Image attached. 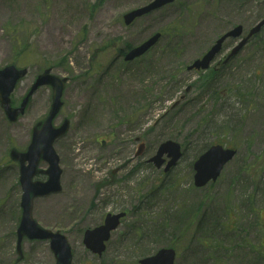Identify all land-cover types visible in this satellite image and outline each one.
Masks as SVG:
<instances>
[{"label": "rangeland", "instance_id": "1", "mask_svg": "<svg viewBox=\"0 0 264 264\" xmlns=\"http://www.w3.org/2000/svg\"><path fill=\"white\" fill-rule=\"evenodd\" d=\"M152 1L0 0V69L17 65L30 71L13 103L19 105L48 68L70 79L55 121L72 123L55 143L63 190L36 200L34 218L67 236L73 264H139L172 246L176 264H264V30L215 82L203 84L210 72L186 70L232 27L247 31L261 21L264 0H178L125 25L126 14ZM157 32L163 38L152 51L125 63L126 51ZM236 42L230 40L226 50ZM51 97V89L42 88L15 124L0 105V264L56 263L48 242L24 241L19 260L22 191L19 165L9 157L12 148H28ZM137 138L147 147L144 160H133ZM167 140L187 149L164 175L146 158ZM212 144L236 148L238 155L218 182L196 189L194 161L200 148ZM160 184L166 189L153 202ZM124 211L128 216L105 254L93 255L84 245L85 232ZM258 220L256 258L247 231ZM214 221L233 224L234 236L210 237Z\"/></svg>", "mask_w": 264, "mask_h": 264}, {"label": "water", "instance_id": "2", "mask_svg": "<svg viewBox=\"0 0 264 264\" xmlns=\"http://www.w3.org/2000/svg\"><path fill=\"white\" fill-rule=\"evenodd\" d=\"M176 0H154L147 6L133 10L125 15V23L131 25L136 19L146 16L157 11L167 5L174 3ZM264 27V20L255 26L249 36L244 39L231 53L226 62L238 54L245 46L248 40L254 35L261 32ZM243 33V28L237 27L224 35L216 45L203 56V58L195 61L189 68L193 70H207L211 63L222 49V44L228 38H239ZM161 39V34H156L150 39L130 50L126 57V62L134 61L145 55L151 50ZM28 69H18L11 65L0 70V104L10 122L16 123L19 118L25 114L30 98L36 91L43 86H51L53 88V103L50 113L46 120L38 123L33 131L32 143L27 152L21 153L12 150L11 158L20 163V183L23 190L22 196V219L18 229V253L22 255V243L24 238L29 240L49 241L50 248L55 256L56 264H73V251L68 238L60 232H53L44 229L33 219L34 200L38 197H45L50 194L59 193L62 190L60 169V159L54 150V143L57 139L66 135L69 130L70 123L66 121L59 129L54 128L53 122L60 113L63 106L62 96L65 89L67 79H61L51 74V69L46 70L40 75L28 95L22 101L19 108H13L11 105V95L15 91L18 83L27 76ZM176 106V105H175ZM145 146L139 148L137 156L144 152ZM168 155L172 160L166 167L168 172L174 167L181 158L180 144L168 141L163 143L157 154L149 161L154 163L160 169L165 163L164 156ZM236 151L225 149L223 146H213L195 163L196 171L195 185L198 188L205 187L210 181H216L225 165L234 159ZM44 160L49 164V169L45 172L49 179L47 182H33L34 176L39 172L40 162ZM126 213L119 215H108L105 223L93 230H87L84 236V244L93 254L102 256L106 251V243L110 240L112 232L116 231L121 225V219ZM176 252L173 249H161L155 255L145 258L139 264H175Z\"/></svg>", "mask_w": 264, "mask_h": 264}, {"label": "flooded vegetation", "instance_id": "3", "mask_svg": "<svg viewBox=\"0 0 264 264\" xmlns=\"http://www.w3.org/2000/svg\"><path fill=\"white\" fill-rule=\"evenodd\" d=\"M227 42L228 41H226L225 43H224V45H223V50H222V52L224 51V53H225V51L226 52H228L229 51V49H227L226 50V45H227ZM31 85H32V82H31ZM122 172V170L121 169H119V170H117V171H114L113 172V176L114 177H116L118 174H120ZM232 226H233V224H231ZM259 230V220H258V222H257V225H256V227L253 229V231L252 232H250V231H247V233L249 234V233H251L250 234V238H252L253 239V248H252V250L255 252V247H256V238H257V231ZM234 233H235V229L232 227L231 229H225V233H224V237H229V236H233L234 235ZM248 250L249 251H251V248H248Z\"/></svg>", "mask_w": 264, "mask_h": 264}, {"label": "trees", "instance_id": "4", "mask_svg": "<svg viewBox=\"0 0 264 264\" xmlns=\"http://www.w3.org/2000/svg\"><path fill=\"white\" fill-rule=\"evenodd\" d=\"M171 33H172V32H171ZM172 34H175L174 31H173ZM177 49L180 50V52L183 50L182 47L179 48V46L177 47ZM178 50H176L177 53H178ZM176 52H175V54H177ZM220 70H225V68H221ZM219 73H222V72H221V71H219V72H217V71H211L209 74H206V75H205V76H206L205 79L202 81L203 84L208 83V85H209L210 83L215 82V78H216L217 76H219ZM200 74H203V73H200ZM207 124H208L207 120H203V121H202V125L206 126ZM208 147H209V145H208L207 147H202V148H200V149H199V153L197 154V157H198L200 154H202L204 151H206V150L208 149Z\"/></svg>", "mask_w": 264, "mask_h": 264}]
</instances>
